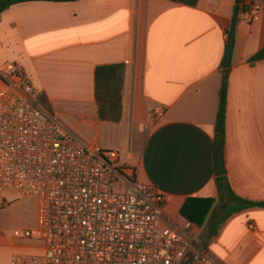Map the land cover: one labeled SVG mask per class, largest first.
<instances>
[{
  "label": "crops",
  "instance_id": "0c3cea01",
  "mask_svg": "<svg viewBox=\"0 0 264 264\" xmlns=\"http://www.w3.org/2000/svg\"><path fill=\"white\" fill-rule=\"evenodd\" d=\"M238 14L228 75L223 160L232 191L264 203V0ZM237 0L32 1L0 14V70L14 64L49 113L84 143L120 152L142 183L165 195V223L191 221L198 242L222 264H264V207L220 217L216 119ZM124 64L123 117L101 121L99 66ZM2 79L0 77V84ZM210 200H215L211 203ZM223 203V202H222ZM2 249L5 250L2 255ZM36 252L30 239L0 243V264Z\"/></svg>",
  "mask_w": 264,
  "mask_h": 264
},
{
  "label": "built area",
  "instance_id": "2783aa9c",
  "mask_svg": "<svg viewBox=\"0 0 264 264\" xmlns=\"http://www.w3.org/2000/svg\"><path fill=\"white\" fill-rule=\"evenodd\" d=\"M260 9L249 4V17ZM0 77V193L36 202L43 244L10 264H222L198 242L191 221H163L165 195L139 181L119 151L67 130L14 64Z\"/></svg>",
  "mask_w": 264,
  "mask_h": 264
},
{
  "label": "trees",
  "instance_id": "16d2710c",
  "mask_svg": "<svg viewBox=\"0 0 264 264\" xmlns=\"http://www.w3.org/2000/svg\"><path fill=\"white\" fill-rule=\"evenodd\" d=\"M32 1H48V2H73L78 0H0V14L9 9L11 6L32 2ZM175 3L186 5L189 7H196L199 0H172ZM235 10L238 13L247 11L243 0L237 2ZM264 59V48L251 58V62H257ZM124 64L99 66L95 71V99L97 104V112L101 121L119 123L123 117V90L125 84ZM229 69L223 68V77L221 88L219 90V107L216 119V146L224 145L226 132V108H227V94H228V75ZM37 102L49 111L48 100L44 94H39L36 97ZM50 112V111H49ZM216 183L219 192V208L216 209V214L220 217L215 224H211L209 231L211 237L217 234V229L224 221L231 215L242 210L252 207H264V203L252 202L237 196L230 186L227 175L217 176ZM211 203L215 200H210ZM223 202V203H222ZM183 214L191 221H196L191 216ZM196 223H199L196 221ZM208 242L204 244L206 248Z\"/></svg>",
  "mask_w": 264,
  "mask_h": 264
},
{
  "label": "rangeland",
  "instance_id": "374dc122",
  "mask_svg": "<svg viewBox=\"0 0 264 264\" xmlns=\"http://www.w3.org/2000/svg\"><path fill=\"white\" fill-rule=\"evenodd\" d=\"M117 191L121 189L116 186ZM26 230L34 232L31 239L36 247L43 245L38 241L37 205L34 200L22 198L8 189L0 193V243L20 244ZM4 255L5 250H1Z\"/></svg>",
  "mask_w": 264,
  "mask_h": 264
},
{
  "label": "water",
  "instance_id": "95a60500",
  "mask_svg": "<svg viewBox=\"0 0 264 264\" xmlns=\"http://www.w3.org/2000/svg\"><path fill=\"white\" fill-rule=\"evenodd\" d=\"M240 0H237L239 2ZM238 10H235L231 31L229 34V40H228V46L226 51V56L224 59V68L229 69L231 67V61H232V55H233V46H234V38H235V29L238 21ZM216 175L217 176H224L226 175V170L224 166V160H223V147L218 146L216 148ZM182 264H188V260H186Z\"/></svg>",
  "mask_w": 264,
  "mask_h": 264
}]
</instances>
